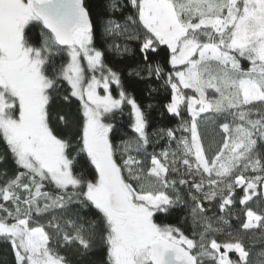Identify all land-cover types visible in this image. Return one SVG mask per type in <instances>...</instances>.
I'll return each instance as SVG.
<instances>
[{
    "label": "snow or ice",
    "instance_id": "obj_1",
    "mask_svg": "<svg viewBox=\"0 0 264 264\" xmlns=\"http://www.w3.org/2000/svg\"><path fill=\"white\" fill-rule=\"evenodd\" d=\"M90 9L0 0V164H14L0 172V244L13 264L97 252L89 264H264V0H105L99 30ZM161 46L167 71L152 61ZM126 77L163 78L179 123L150 132ZM61 92L78 102L56 116L73 135L53 124ZM182 206L190 235L157 219Z\"/></svg>",
    "mask_w": 264,
    "mask_h": 264
},
{
    "label": "trees",
    "instance_id": "obj_2",
    "mask_svg": "<svg viewBox=\"0 0 264 264\" xmlns=\"http://www.w3.org/2000/svg\"><path fill=\"white\" fill-rule=\"evenodd\" d=\"M89 4L91 5V11L93 14L94 21L96 22L98 30L101 28L102 20L104 17V3L105 0H88ZM133 47H136V45H133ZM168 49L166 46H161L159 53L157 55L152 56L153 62H159L164 69L170 70L171 65L167 63V54ZM142 57H135L134 60H127L123 63L117 64V66L121 69L131 65L132 67L136 66V63L141 62ZM242 64L244 66H248L246 61H242ZM125 85L128 91L133 93L138 101L145 107L146 111L148 112L149 117V131L153 132L159 128H167V127H173L176 124L179 123V118L169 114L166 111L165 105L170 100V90L164 85L163 78L160 80H155L153 78L152 80H139L138 78L132 77L125 79ZM66 87V86H65ZM152 88H155L156 91H152ZM114 94H115V87L113 88ZM62 92L58 93L54 98V103L52 105V116H53V124L57 128L58 131H61L67 135H73L74 129L71 128H65L64 125L59 124L56 120L57 114H64V113H72L73 115L76 112V108L78 106V102L73 100L72 104L69 106L65 104L62 100ZM191 94L190 92L188 93ZM148 105H152L151 108H148ZM128 109H125V115L120 118L121 124L126 125L128 121L127 117ZM185 118L186 115H185ZM218 129H209L208 135H206V140L210 137L214 136L215 139H219L218 136ZM123 132H127L129 135L131 134L130 129L127 127H123ZM122 137L119 133L114 137L116 142H119V140ZM155 139V138H154ZM165 144V141H161L159 146H156V150L159 151L161 147H163ZM153 150L152 147H149V152ZM7 151L5 142L3 141L2 137H0V154H3ZM80 164L82 166L83 171H86L89 175L92 174V169L89 167L86 157L80 158ZM14 170V164L11 159V156L8 155L6 158V163L0 164V172L8 171L11 173V171ZM3 177H0V182H2ZM86 215L90 218H95L93 212H87ZM187 218V219H185ZM158 222L163 223H170L174 224L176 226L181 227L186 234H191L192 225H191V217L189 215V209L187 207H179L176 209H173L170 214L164 215L160 214L157 217ZM235 224V220H234ZM63 251V249L61 250ZM260 251L259 245L254 246L253 249V258L254 259H264V257H259L255 255ZM232 255V254H230ZM102 253L97 252L93 255H86L83 258H77L80 262V264H89V261H95L99 262L102 259ZM0 264H13V256L10 252L9 248L6 245L0 244Z\"/></svg>",
    "mask_w": 264,
    "mask_h": 264
}]
</instances>
